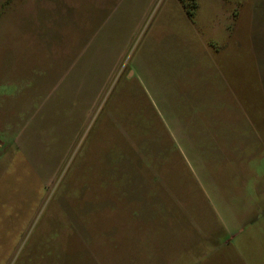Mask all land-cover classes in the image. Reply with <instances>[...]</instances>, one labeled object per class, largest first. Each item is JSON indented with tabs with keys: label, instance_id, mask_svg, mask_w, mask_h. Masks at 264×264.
Returning <instances> with one entry per match:
<instances>
[{
	"label": "rangeland",
	"instance_id": "obj_1",
	"mask_svg": "<svg viewBox=\"0 0 264 264\" xmlns=\"http://www.w3.org/2000/svg\"><path fill=\"white\" fill-rule=\"evenodd\" d=\"M0 0V264H264V0Z\"/></svg>",
	"mask_w": 264,
	"mask_h": 264
},
{
	"label": "trees",
	"instance_id": "obj_2",
	"mask_svg": "<svg viewBox=\"0 0 264 264\" xmlns=\"http://www.w3.org/2000/svg\"><path fill=\"white\" fill-rule=\"evenodd\" d=\"M180 3L184 6V7H187V4L189 3H192L191 7L194 6V1L195 0H179Z\"/></svg>",
	"mask_w": 264,
	"mask_h": 264
}]
</instances>
